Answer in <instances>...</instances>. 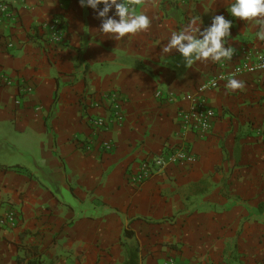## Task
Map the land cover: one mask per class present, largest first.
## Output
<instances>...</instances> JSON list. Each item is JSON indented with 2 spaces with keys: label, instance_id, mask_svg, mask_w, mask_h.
<instances>
[{
  "label": "crops",
  "instance_id": "0c3cea01",
  "mask_svg": "<svg viewBox=\"0 0 264 264\" xmlns=\"http://www.w3.org/2000/svg\"><path fill=\"white\" fill-rule=\"evenodd\" d=\"M230 3L140 0L135 11L150 27L115 40L99 30L120 20L115 6L99 18L103 4L0 0L16 17L0 25V73L9 80L0 82V211L20 218L15 229L0 228V264H123L135 249L141 264H264V72L237 76L243 89H226L229 77L203 89L222 63L187 67L177 49L163 52L173 32L192 34L194 17L203 31L223 15L232 21L225 48L264 54L255 35L262 26L232 17ZM57 16L69 37L62 47L39 34ZM111 91L126 99L125 119L98 137L90 119L110 113L92 101ZM200 100L217 112L208 135L180 124L179 111ZM96 137L112 152L86 151ZM171 146L198 161L129 183L147 157Z\"/></svg>",
  "mask_w": 264,
  "mask_h": 264
},
{
  "label": "built area",
  "instance_id": "2783aa9c",
  "mask_svg": "<svg viewBox=\"0 0 264 264\" xmlns=\"http://www.w3.org/2000/svg\"><path fill=\"white\" fill-rule=\"evenodd\" d=\"M137 4H134L135 8ZM5 21L15 22V13L8 5L0 6V25ZM40 36L46 41L47 45L53 47L65 46L68 42L67 28L60 16L54 17L50 22L45 23L39 29ZM228 63H234L229 74L225 73V68ZM221 71L214 76L203 89H218L220 83L225 81L227 77L236 78L245 72L256 73L264 72V54H252L247 49L234 51L231 60H225L220 64ZM5 74L0 73V82L8 83ZM158 97L162 94L158 93ZM101 101V102H100ZM100 102V103H99ZM126 99L119 91H111L102 97V100L92 101L93 106H101L106 104L107 110L110 113V119L106 120L103 117L90 119V123L95 130V136L104 130H107L111 124L121 125L125 119L124 107ZM217 118L216 110L211 107L206 101L200 100L192 105L188 110L179 111V119L181 128L188 132L198 133L200 135H208L213 131L214 122ZM99 137V136H98ZM92 138L84 143L86 151H92L96 145H101L105 152H112L114 146L105 140L99 141V138ZM198 161V157L186 147H169L166 152L160 155H150L139 167L133 171L128 181L134 186H142L155 175H161L170 166L193 165ZM19 215L14 209H9L6 212L0 211V228L15 229L19 225ZM165 264H187L184 261L178 260L176 257H170Z\"/></svg>",
  "mask_w": 264,
  "mask_h": 264
},
{
  "label": "clouds",
  "instance_id": "9594fccd",
  "mask_svg": "<svg viewBox=\"0 0 264 264\" xmlns=\"http://www.w3.org/2000/svg\"><path fill=\"white\" fill-rule=\"evenodd\" d=\"M139 2L140 0H121V2L118 0H86V2L79 0L82 8L91 7L93 10H97L98 5L103 4V10L96 13L99 18L106 17L110 9L115 6V15L119 16L120 20L107 18L99 26L101 33L111 34L115 40H120L128 34L135 35L140 31H146L150 27V19L143 12L137 13L133 7ZM227 11L232 17L242 21L251 20L254 24H260L262 30L256 32L255 35L259 40L264 41V0H231ZM198 19V17H194L187 27L191 30V35H186L185 31L173 32L168 45L163 48V52L177 49L185 58L187 67H190L196 60L210 58L213 62L220 63L231 60L234 48L231 45L225 48L224 45L227 44L226 38L230 37L232 21L225 19L223 15H215L212 18L211 26L201 31V27H193L197 25ZM197 33L203 38H196ZM183 41H188V43L185 44ZM193 53H195L194 57ZM222 57L224 60L221 59ZM225 87L229 90L243 89L244 83L229 77Z\"/></svg>",
  "mask_w": 264,
  "mask_h": 264
},
{
  "label": "trees",
  "instance_id": "16d2710c",
  "mask_svg": "<svg viewBox=\"0 0 264 264\" xmlns=\"http://www.w3.org/2000/svg\"><path fill=\"white\" fill-rule=\"evenodd\" d=\"M17 264H23L22 260L18 258ZM28 264H43L40 260L30 262ZM123 264H141V259L139 256V250L135 249L128 254L127 260Z\"/></svg>",
  "mask_w": 264,
  "mask_h": 264
}]
</instances>
